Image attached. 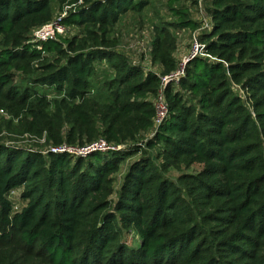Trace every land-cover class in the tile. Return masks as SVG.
<instances>
[{"label": "trees", "instance_id": "obj_1", "mask_svg": "<svg viewBox=\"0 0 264 264\" xmlns=\"http://www.w3.org/2000/svg\"><path fill=\"white\" fill-rule=\"evenodd\" d=\"M153 1L0 0V110L47 138L0 141V264H264V0H167L147 68L112 30ZM56 19L78 34L34 40ZM179 29L203 55L166 84L156 124ZM101 138L121 148L50 151Z\"/></svg>", "mask_w": 264, "mask_h": 264}, {"label": "rangeland", "instance_id": "obj_2", "mask_svg": "<svg viewBox=\"0 0 264 264\" xmlns=\"http://www.w3.org/2000/svg\"><path fill=\"white\" fill-rule=\"evenodd\" d=\"M166 4L167 0H154L142 12H128L122 16L112 30V36L116 40V50L144 67H150L148 49L154 35V26L161 24L163 21L174 20L170 19L171 14ZM184 4L188 5L190 3L186 2ZM189 10L190 17L195 21L204 23L207 20L201 4L190 6ZM63 33L61 35L64 37L73 36L78 34V29L75 26H68ZM172 34L176 38L175 56L180 64L190 56L196 32L190 29H179L173 31ZM106 71H108L106 65H98L95 79L102 80ZM25 119V117L14 118L10 114L0 113V141L20 146L25 150L46 147V135L39 136L25 129L26 122L25 125L22 123V120L25 121ZM198 169L199 167L195 166L192 170ZM175 174L172 172L173 176ZM134 239L127 238V242L131 244Z\"/></svg>", "mask_w": 264, "mask_h": 264}, {"label": "built area", "instance_id": "obj_3", "mask_svg": "<svg viewBox=\"0 0 264 264\" xmlns=\"http://www.w3.org/2000/svg\"><path fill=\"white\" fill-rule=\"evenodd\" d=\"M202 22V28H207L209 26V20ZM66 30V27L62 25L58 19L42 26L41 28L37 29L33 33L34 40L36 41H46L50 39H54L57 35L62 34ZM198 32V31H196ZM203 55L202 54V46L198 43L196 36H194V42L191 49V54L189 57L185 58L178 66L176 70L173 72L163 76L161 78V84H160V92L157 95L155 99V123L160 124L161 121L166 116L167 112V103L165 101V97L163 95V90L168 82H178L181 77L184 76V67L186 62H188L190 59ZM1 114H5L3 110H0ZM121 148V146H114L109 144L104 139H98L96 141H93L91 143L86 144L83 147H71L66 145H61L58 147L50 148L51 152H66L70 154H74L77 156L85 157L89 154H92L94 152H108L110 150H117Z\"/></svg>", "mask_w": 264, "mask_h": 264}]
</instances>
